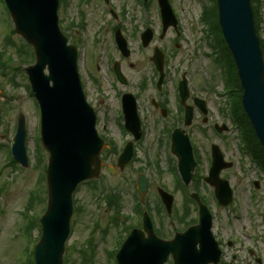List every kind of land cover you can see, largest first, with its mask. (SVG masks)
Masks as SVG:
<instances>
[{
    "label": "rangeland",
    "instance_id": "rangeland-1",
    "mask_svg": "<svg viewBox=\"0 0 264 264\" xmlns=\"http://www.w3.org/2000/svg\"><path fill=\"white\" fill-rule=\"evenodd\" d=\"M119 2L126 12L123 30L132 48V56L127 61L121 58L115 47L111 37L113 29L101 24L108 16L101 14L97 19V0H88L85 5L80 0H62L59 9L61 29L70 44L79 50V72L87 100L99 113V134L115 140L119 146L131 140L123 134L118 121L117 89L123 90V87L116 83L112 71L114 63H122L123 71L134 84L135 93L137 83L155 77L150 60L153 48L161 47L167 62L165 99L171 108L176 107L177 86L187 72L192 94L205 99L210 110L208 124L204 125L202 119H198L188 130L198 148L201 167L199 177L187 190V195L199 189V194L207 200L214 216L213 233L224 250L220 264H264V173L241 151L239 132L233 129L229 114H224L225 111L227 113V103L221 96L225 92L222 69L214 62L215 50L205 33L208 27L201 24L200 20L204 8L211 6L212 0H170L173 10L176 9L178 14L180 36L174 30H169L164 40L159 38L160 22L156 0L150 1L151 9L147 16L138 0ZM99 8L102 9L101 6ZM259 18L258 32L264 42V0H260ZM147 21L153 24L156 37L151 47L143 49L140 35L146 29ZM12 30L15 28L10 21V14L0 0V264H21L27 261V257L22 255V249L29 245L24 235V227L28 225L25 214L29 212L39 218L47 208V184L42 177H46L48 155L38 140L40 130L36 117L39 111L25 73V68L33 65L34 61L26 43ZM98 35L101 39L102 36L107 39L97 45ZM130 63L134 68L129 67ZM97 66L100 67L99 71ZM152 98L160 99L154 95L151 85L141 98L147 135L138 147L135 165L124 172L117 170L112 176L107 166H115L117 156L104 152V168L96 185L107 190H118L122 194L123 210L130 214L135 204L137 172L144 170L150 181L145 206L151 209L158 226L164 228L165 237L170 238L174 233L187 229L178 217L185 212L186 207L193 211L194 206L186 203L185 192L177 187L175 175L166 170L167 157L169 159L170 155L168 148H162L163 141L160 145L157 138L163 124L160 114L153 117L150 115L148 107ZM100 103L102 105L98 107ZM20 114L26 118L28 131V169L11 163V140ZM215 124L227 125L230 131L219 137L213 131ZM167 126L169 124H165ZM212 144L223 148L227 159L234 164L232 170L222 174L234 189V202L228 208L217 204L214 189L204 181ZM160 156L163 157L161 166L165 168L162 175L149 165L151 162L158 165ZM255 181L261 184L258 189L254 186ZM158 187L165 188L175 196L172 216H168L165 211L161 212L163 208L157 194ZM100 195V191H95L91 183L81 185L75 193L72 232L66 243L64 264H83V260L89 264H115L114 260L109 261L108 251H114L116 239L122 234L112 229L111 213L103 199L100 200ZM192 214L197 216L195 211ZM106 231L108 233L104 234ZM33 235L35 240L40 238L41 230L34 231ZM90 240L96 246L95 255L93 258L90 255L83 257L80 252L90 250L87 245ZM229 242L233 243L232 247L228 246Z\"/></svg>",
    "mask_w": 264,
    "mask_h": 264
},
{
    "label": "water",
    "instance_id": "water-1",
    "mask_svg": "<svg viewBox=\"0 0 264 264\" xmlns=\"http://www.w3.org/2000/svg\"><path fill=\"white\" fill-rule=\"evenodd\" d=\"M17 32L34 47L36 65L26 69L32 91L42 109V143L50 154L48 166L49 200L46 214L41 219L42 239L36 250L37 264H63L65 243L71 230L73 215L72 196L78 185L100 175V153L103 142L95 129L96 114L87 104L77 71V54L67 46L58 27L59 0H5ZM167 29L175 25L167 0H161ZM219 18L223 35L232 51L241 84L244 88L243 106L264 147V60L259 39L256 36L254 15L250 0H218ZM123 52L126 43L118 39ZM128 53H126V56ZM162 71L163 65L156 60ZM46 70L49 75L46 74ZM186 81L180 86L183 102L188 98ZM204 107V102L197 100ZM127 127L137 130L134 100H126ZM192 113L188 110L187 125ZM134 121V122H133ZM135 123V124H134ZM137 128V129H136ZM25 118L20 116L17 133L12 142L15 158L28 166ZM173 152L179 157L180 172L187 185L195 169L192 148L184 132L177 131L173 140ZM132 157L131 145L120 160L121 168ZM214 168L210 183L217 186V197L223 206L232 202V192L226 181H219L223 168L222 156L214 150ZM145 193L147 187L140 184ZM162 200L171 212L173 198L160 191ZM199 202V200H198ZM199 226L178 234L173 241H161L151 233L144 240L135 231L118 254V264H165L170 255L175 264H218L221 251L211 233L212 216L200 204Z\"/></svg>",
    "mask_w": 264,
    "mask_h": 264
},
{
    "label": "flooded vegetation",
    "instance_id": "flooded-vegetation-1",
    "mask_svg": "<svg viewBox=\"0 0 264 264\" xmlns=\"http://www.w3.org/2000/svg\"><path fill=\"white\" fill-rule=\"evenodd\" d=\"M97 1H99L100 3H104L106 5V6L105 5H102V4L99 5V6L102 7V9H100L99 6L97 5V19L102 14L103 16L110 15L116 21H119V18L123 14V10H121L122 9V6H121L119 0H110L109 2H107L105 0H97ZM112 3L113 4L114 3L117 4L116 7L119 10V15L115 12L116 9L112 6ZM106 7H108V10H106ZM108 23H109V18L108 17H106V20L101 21V24H104V25H108ZM151 25H152V23H151ZM108 28H109V25H108ZM97 68H98V70H100V67L99 66ZM149 85H151V83H150L149 80L148 81L147 80H142L140 83H137V90L135 92V95H136V98H137L138 101H140V98H142V94L145 93L148 90ZM128 86H130V91L133 93V91H135V88H134V84H132L131 80H130V83H129ZM149 104H150V106L148 107V109H149V112L153 116L158 115V114H160L162 116L161 123L163 124L162 125V129L164 130V132H162L163 133L162 135L164 137L163 140L166 139L165 140V144H164V148H167L168 147L167 141H171L172 140V134L169 131H167V128L165 129V124L174 125L176 123H180L178 120L180 119V116H181V113H182L180 111L181 108H180V106H178V109L176 110V112L173 111L170 108V104H168L165 99H163L162 101H158V102L155 101V100H151ZM139 110H140V114H141V112L144 110V108H143L142 105L139 106ZM195 114H196V118H202V120H203L204 123H207L208 122L207 119L205 121V117L204 116H201V113L199 111L195 110ZM164 122H166V123H164ZM146 135H147L146 129H144L143 130V137H142V140L143 141L145 140ZM141 142H139V143H141ZM210 161L212 162L211 151H210ZM198 165L201 166V164H199V162H198ZM210 166H211V164L210 165L209 164L207 165V167H209V168H210ZM130 219L133 220V217L129 218L128 220L130 221ZM136 223L137 224L139 223V220L138 219L136 220ZM132 225H133L132 223H127L126 225L121 224V229L124 230L125 227L129 228V227H132ZM141 225H142V222H141ZM154 225H155V227L158 228V223L156 222V220H154ZM134 229H141V228H138V227L137 228H135V227L131 228V230L126 234V237Z\"/></svg>",
    "mask_w": 264,
    "mask_h": 264
},
{
    "label": "trees",
    "instance_id": "trees-1",
    "mask_svg": "<svg viewBox=\"0 0 264 264\" xmlns=\"http://www.w3.org/2000/svg\"><path fill=\"white\" fill-rule=\"evenodd\" d=\"M253 3L255 6V11L257 12L256 0H253ZM215 10L216 11H214L215 15L213 18V30H214V35L218 41V44L222 49L223 54H225L224 60L226 62V67H227L228 88L230 89V93L232 94V99L235 104L234 112H235L236 120L238 124L242 125V128L244 129L243 131L244 139L248 148L252 151V154L259 161V163L264 166V150L261 147L257 137L255 136V133L249 123L247 116L243 112V108L241 105L243 90L240 86L234 60L221 35V30L218 24V17H217L218 13L216 7Z\"/></svg>",
    "mask_w": 264,
    "mask_h": 264
}]
</instances>
